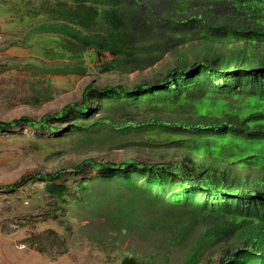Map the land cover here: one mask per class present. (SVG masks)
<instances>
[{
  "label": "trees",
  "instance_id": "1",
  "mask_svg": "<svg viewBox=\"0 0 264 264\" xmlns=\"http://www.w3.org/2000/svg\"><path fill=\"white\" fill-rule=\"evenodd\" d=\"M28 13L45 16L35 31L62 36L69 53L110 56L104 70H144L167 53L177 64L134 86L90 84L79 102L40 119L0 121V132L27 128L40 137L66 132L88 141L108 130L205 159L90 157L57 172L26 175L0 186V193H26L40 183L56 206L89 200L93 207L110 192L118 230L159 226L178 243L202 226L185 264H198L228 234L240 245L228 247L215 264H264V0H49ZM194 43L204 49L190 52L193 61L177 52ZM98 112L120 119L97 118ZM135 113L152 116L134 120ZM139 263L130 256L122 262Z\"/></svg>",
  "mask_w": 264,
  "mask_h": 264
},
{
  "label": "rangeland",
  "instance_id": "2",
  "mask_svg": "<svg viewBox=\"0 0 264 264\" xmlns=\"http://www.w3.org/2000/svg\"><path fill=\"white\" fill-rule=\"evenodd\" d=\"M45 1L49 0H0V121L24 116L40 119L79 102L90 84L134 86L164 75L177 64L178 57L167 53L144 70L122 66L104 70L112 63L110 56L101 58L94 50L69 53L62 36L35 31L47 18L28 11ZM202 47V43H194V47H178L177 52H188L193 61L190 52ZM222 52L227 54L229 49ZM102 115L120 119L102 112L96 117ZM151 116L135 113L133 117L142 120ZM65 133L45 138L27 128L0 132V186L32 173L71 168L90 157L100 161L137 157L158 161L164 156L170 161L189 154L198 162L205 159L167 143L145 145L142 137L134 138V134L102 130L101 136L94 134L86 141ZM104 133L114 137H103ZM40 185L30 184L29 192L17 195L0 193V264H122L127 256L136 258L139 264H185L205 232L200 226L177 243L159 226L153 230H118L113 226L114 198L110 192L93 207L89 200L83 205L59 202V207L55 205L58 200L48 196ZM48 231L53 233L43 234ZM239 240L228 234L224 242L207 249L198 264L218 263L228 247L240 245Z\"/></svg>",
  "mask_w": 264,
  "mask_h": 264
},
{
  "label": "water",
  "instance_id": "3",
  "mask_svg": "<svg viewBox=\"0 0 264 264\" xmlns=\"http://www.w3.org/2000/svg\"><path fill=\"white\" fill-rule=\"evenodd\" d=\"M90 60H91V62H94L95 60H94V57H90Z\"/></svg>",
  "mask_w": 264,
  "mask_h": 264
}]
</instances>
